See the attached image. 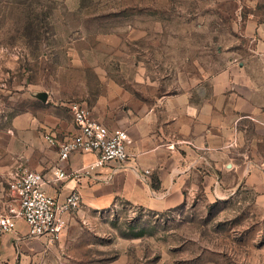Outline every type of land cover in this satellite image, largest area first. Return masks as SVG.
<instances>
[{"label": "rangeland", "instance_id": "1", "mask_svg": "<svg viewBox=\"0 0 264 264\" xmlns=\"http://www.w3.org/2000/svg\"><path fill=\"white\" fill-rule=\"evenodd\" d=\"M256 57L264 0H0V215L25 157L16 120L69 131L71 103L114 92L200 103L214 77ZM75 217L37 264H264V213L246 189L166 213L120 204Z\"/></svg>", "mask_w": 264, "mask_h": 264}, {"label": "crops", "instance_id": "2", "mask_svg": "<svg viewBox=\"0 0 264 264\" xmlns=\"http://www.w3.org/2000/svg\"><path fill=\"white\" fill-rule=\"evenodd\" d=\"M90 109L105 127L128 133L130 159L61 181H56L58 169L71 173L96 160L94 154L76 153L61 161L58 147L46 141L45 135L58 142L75 136L74 122L66 131L29 117L15 121L26 142L25 157L8 179L20 167L38 172L47 181L44 190L60 202L77 189L83 208L67 216V228L75 216L120 204L166 213L194 201L215 203L242 189L254 194L264 213V57L236 63L214 77L210 98L200 103L185 94L148 105L130 92H114L109 102ZM65 240L63 234L54 245ZM54 245L29 237L26 223L19 221L15 232L2 237L0 264L40 263Z\"/></svg>", "mask_w": 264, "mask_h": 264}, {"label": "built area", "instance_id": "3", "mask_svg": "<svg viewBox=\"0 0 264 264\" xmlns=\"http://www.w3.org/2000/svg\"><path fill=\"white\" fill-rule=\"evenodd\" d=\"M70 112L77 133L65 142H58L52 135H45L51 146H57L61 161L71 155L94 154V163L67 173L58 169L56 181L67 180L82 174L91 175L97 169L104 168L111 162L126 163L130 159L129 135L121 129L111 130L92 115L90 108L80 103H71ZM146 176L150 171H145ZM47 181L38 172L20 167L9 177V186L13 199L7 211L0 215V244L5 234L15 232L19 221L26 223L28 236L44 238L49 244H56L68 227L67 216L83 208L80 192L75 189L63 202L49 195L44 187Z\"/></svg>", "mask_w": 264, "mask_h": 264}, {"label": "water", "instance_id": "4", "mask_svg": "<svg viewBox=\"0 0 264 264\" xmlns=\"http://www.w3.org/2000/svg\"><path fill=\"white\" fill-rule=\"evenodd\" d=\"M41 98H42L43 101H47V96L46 95H43Z\"/></svg>", "mask_w": 264, "mask_h": 264}]
</instances>
